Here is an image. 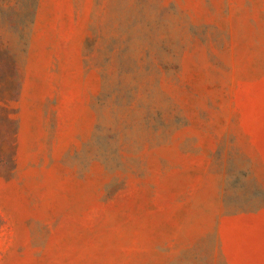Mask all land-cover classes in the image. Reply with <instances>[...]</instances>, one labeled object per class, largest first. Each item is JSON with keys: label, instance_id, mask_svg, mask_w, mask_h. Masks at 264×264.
<instances>
[{"label": "rangeland", "instance_id": "1", "mask_svg": "<svg viewBox=\"0 0 264 264\" xmlns=\"http://www.w3.org/2000/svg\"><path fill=\"white\" fill-rule=\"evenodd\" d=\"M0 264H264V0H0Z\"/></svg>", "mask_w": 264, "mask_h": 264}]
</instances>
